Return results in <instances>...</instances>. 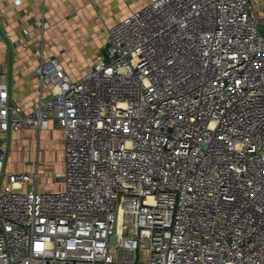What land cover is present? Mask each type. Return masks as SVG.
Returning a JSON list of instances; mask_svg holds the SVG:
<instances>
[{"label": "built area", "instance_id": "2783aa9c", "mask_svg": "<svg viewBox=\"0 0 264 264\" xmlns=\"http://www.w3.org/2000/svg\"><path fill=\"white\" fill-rule=\"evenodd\" d=\"M36 74L24 112L0 72V264H264V0H147L77 78ZM50 127L63 187L42 192L6 164Z\"/></svg>", "mask_w": 264, "mask_h": 264}, {"label": "crops", "instance_id": "0c3cea01", "mask_svg": "<svg viewBox=\"0 0 264 264\" xmlns=\"http://www.w3.org/2000/svg\"><path fill=\"white\" fill-rule=\"evenodd\" d=\"M145 2L147 0H0V72L10 76L12 101L24 112H29L35 108L41 94H47L36 74L41 59L58 58L68 73L77 78L104 52L109 29ZM79 67L84 69L76 70ZM44 134L46 140L41 138ZM64 139L59 127L13 132L10 149L17 143L23 153L35 151L37 157L34 162L22 163L20 167L24 171H16L9 167V150L6 168L12 172H38L37 189L57 191L63 186L52 176L65 170ZM49 144L52 148H60L51 152L53 155L56 152L58 157L59 151L60 159L55 162L61 163L62 170L54 167L50 185L43 188L49 172L42 166L40 154L49 150L46 149ZM29 188L24 184L22 189L27 191Z\"/></svg>", "mask_w": 264, "mask_h": 264}, {"label": "rangeland", "instance_id": "374dc122", "mask_svg": "<svg viewBox=\"0 0 264 264\" xmlns=\"http://www.w3.org/2000/svg\"><path fill=\"white\" fill-rule=\"evenodd\" d=\"M105 51V50H104ZM83 70L84 68L83 67H79V68H76V70ZM34 135H30L29 137H33ZM41 138L43 140H46V134H44V136L42 135ZM50 138V137H49ZM20 144H17L15 143V147L11 145V149H10V153H9V157H8V163L11 164V166H9L11 169H15L16 171H24L22 170V168L20 167L22 165L23 162H27V161H35L36 160V152L35 151H32L31 153H23V151L20 149L19 147ZM53 146H50L49 145H46V149H49L47 151H43L41 152L40 154V160L43 161V164L42 166L44 167V169L46 171L49 172V175H48V180L47 182L45 183V185H43V188L47 187L48 185H50V177H51V171H53L55 168L54 167H58V170L61 171V163L60 162H57L56 164V159H58L60 157L59 155V151H58V157H57V153L55 152L54 155H53V152L51 151H56V150H59L60 148L57 149V147H54L52 148ZM51 148V149H50ZM25 155V157L23 156ZM28 159V160H27ZM60 159V158H59ZM51 162V163H49ZM53 162H55V166H53ZM13 165V166H12ZM57 170V171H58ZM40 189H43L42 186L39 187ZM53 188V186L51 187Z\"/></svg>", "mask_w": 264, "mask_h": 264}, {"label": "water", "instance_id": "95a60500", "mask_svg": "<svg viewBox=\"0 0 264 264\" xmlns=\"http://www.w3.org/2000/svg\"><path fill=\"white\" fill-rule=\"evenodd\" d=\"M117 237L115 235L112 236V240L115 241Z\"/></svg>", "mask_w": 264, "mask_h": 264}]
</instances>
